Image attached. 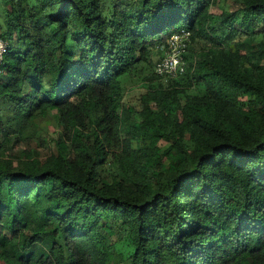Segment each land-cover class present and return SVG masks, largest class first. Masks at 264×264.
Listing matches in <instances>:
<instances>
[{"label": "trees", "instance_id": "16d2710c", "mask_svg": "<svg viewBox=\"0 0 264 264\" xmlns=\"http://www.w3.org/2000/svg\"><path fill=\"white\" fill-rule=\"evenodd\" d=\"M0 37L2 264H264V0H0Z\"/></svg>", "mask_w": 264, "mask_h": 264}, {"label": "rangeland", "instance_id": "374dc122", "mask_svg": "<svg viewBox=\"0 0 264 264\" xmlns=\"http://www.w3.org/2000/svg\"><path fill=\"white\" fill-rule=\"evenodd\" d=\"M234 7V6H233ZM160 51V50H159ZM164 52L163 48H161V52ZM155 53L156 58H159L161 52L156 51ZM163 54V53H162ZM161 54V55H162ZM157 61V60H156ZM153 66L151 68L147 65H143V73L138 74L134 72L133 74L126 76L122 79V85L127 92V98L135 100V97L138 96V94L144 92L145 90L149 89L151 85L155 84L156 81L149 82L144 77H147L150 75V73L153 72ZM202 92V89L199 86H192L189 88L188 93H197L200 94ZM151 106L153 109H155L154 103H151ZM56 118H54L53 114L51 112H48L46 115L38 116V119L36 120V125L38 127V132L40 133L39 136H41V140H37L41 146L39 147V150L42 155H47L50 152L54 150V144L53 139L55 138L57 134V124H56ZM22 146H18L17 150H20ZM0 264L1 261H0Z\"/></svg>", "mask_w": 264, "mask_h": 264}, {"label": "built area", "instance_id": "2783aa9c", "mask_svg": "<svg viewBox=\"0 0 264 264\" xmlns=\"http://www.w3.org/2000/svg\"><path fill=\"white\" fill-rule=\"evenodd\" d=\"M189 43L190 33L188 31L172 34L162 46L164 52L154 65V73L165 79L181 76L186 69L183 54ZM8 47L9 42L0 37V78L3 73L4 57Z\"/></svg>", "mask_w": 264, "mask_h": 264}, {"label": "clouds", "instance_id": "9594fccd", "mask_svg": "<svg viewBox=\"0 0 264 264\" xmlns=\"http://www.w3.org/2000/svg\"><path fill=\"white\" fill-rule=\"evenodd\" d=\"M185 52H186V51H185ZM162 53H163V51H162ZM161 56H162V55H161ZM161 56H160V57H161ZM160 57H159V58H160ZM159 58H158V59H159ZM158 59H157V60H158ZM155 63H156V62H155ZM154 65H155V64H154ZM153 70H154V68H153Z\"/></svg>", "mask_w": 264, "mask_h": 264}]
</instances>
